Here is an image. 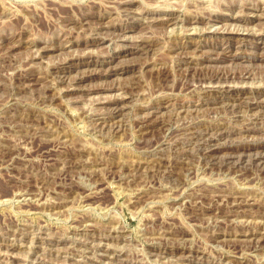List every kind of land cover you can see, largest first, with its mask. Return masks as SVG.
Listing matches in <instances>:
<instances>
[{
  "label": "rangeland",
  "instance_id": "rangeland-1",
  "mask_svg": "<svg viewBox=\"0 0 264 264\" xmlns=\"http://www.w3.org/2000/svg\"><path fill=\"white\" fill-rule=\"evenodd\" d=\"M0 264H264V0H0Z\"/></svg>",
  "mask_w": 264,
  "mask_h": 264
},
{
  "label": "bare ground",
  "instance_id": "bare-ground-1",
  "mask_svg": "<svg viewBox=\"0 0 264 264\" xmlns=\"http://www.w3.org/2000/svg\"><path fill=\"white\" fill-rule=\"evenodd\" d=\"M256 16H257V15H256ZM209 29H210V28H209ZM229 88H230V87H229ZM215 89H216V88H215ZM243 93H244V92H242L241 95H239V96H240V97H243V96H242ZM247 96H248V95H247ZM233 98H235V97H233ZM237 98H238V97H237ZM235 99H236V98H235ZM226 131H227V130H226ZM221 132H222V131H221ZM200 133H201V132H200ZM224 134H225V133H224ZM215 135H216V134H215ZM199 137H200V136H199ZM202 137H203V136H202ZM209 138H211V137H209ZM212 138H213V137H212ZM207 140H208V139H207ZM209 141H210V139H209ZM255 154H256V153H255ZM253 156H254V155H253Z\"/></svg>",
  "mask_w": 264,
  "mask_h": 264
}]
</instances>
